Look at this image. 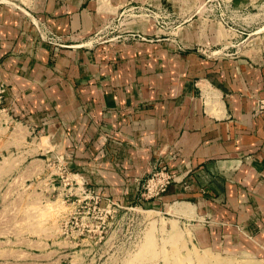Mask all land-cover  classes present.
Masks as SVG:
<instances>
[{
  "label": "crops",
  "instance_id": "crops-1",
  "mask_svg": "<svg viewBox=\"0 0 264 264\" xmlns=\"http://www.w3.org/2000/svg\"><path fill=\"white\" fill-rule=\"evenodd\" d=\"M204 1L0 0V155L26 158L40 137L46 159L57 155L102 204L141 203L215 264H264V0H225L253 19L240 42L204 14ZM143 2L170 11L175 26L137 20L132 28L160 38L81 43ZM179 42L221 51H180ZM163 164L177 180L161 199L141 200Z\"/></svg>",
  "mask_w": 264,
  "mask_h": 264
},
{
  "label": "rangeland",
  "instance_id": "rangeland-1",
  "mask_svg": "<svg viewBox=\"0 0 264 264\" xmlns=\"http://www.w3.org/2000/svg\"><path fill=\"white\" fill-rule=\"evenodd\" d=\"M40 139L26 158L0 155V264H215L154 211L94 209L91 186L57 155L46 159Z\"/></svg>",
  "mask_w": 264,
  "mask_h": 264
},
{
  "label": "built area",
  "instance_id": "built-area-1",
  "mask_svg": "<svg viewBox=\"0 0 264 264\" xmlns=\"http://www.w3.org/2000/svg\"><path fill=\"white\" fill-rule=\"evenodd\" d=\"M262 12L264 13V3L259 4ZM204 14L210 19L223 23L226 19L227 22H231L239 29L237 30L238 37L247 34L249 36V27L253 22L252 17H249V13L239 16L234 7L225 0H205L203 2ZM137 20H144L156 27L157 30H163L171 26H175V17L171 15V12L165 10L162 7L154 6L150 2H143L139 4H132L122 7L116 17L110 19L105 25L99 28L96 32L85 36L81 43L84 46L95 47L97 44L117 42L126 44L130 42H152L155 39L160 38L159 34H148L140 30L131 27V22ZM225 25V24H224ZM226 26V25H225ZM232 31V30H231ZM248 31V32H247ZM42 39L48 41L55 47H64L68 45V41L65 36L57 34L52 31L42 32ZM249 39V38H248ZM242 40L239 38V41ZM245 41V40H242ZM177 48L180 51L189 49H197L205 56H213L219 53L221 50L218 48H212L210 46H197L189 47L182 42L177 43ZM7 85L0 83V118L5 117L8 113V108L5 106V100L7 97ZM260 111H264V99L260 100ZM6 124L8 121H2ZM177 174L173 172L167 165H157L152 170L149 176L143 181L140 188L141 200H159L167 192L169 186L177 180ZM88 195L93 199L95 206L94 209H98L103 212H110L118 208H130L141 207L140 205L124 206L120 202L114 199H108L105 204L101 203V196L94 190H89ZM88 196V197H89Z\"/></svg>",
  "mask_w": 264,
  "mask_h": 264
}]
</instances>
